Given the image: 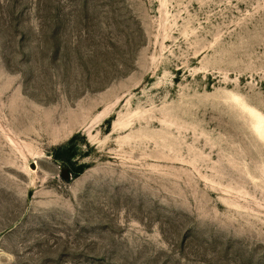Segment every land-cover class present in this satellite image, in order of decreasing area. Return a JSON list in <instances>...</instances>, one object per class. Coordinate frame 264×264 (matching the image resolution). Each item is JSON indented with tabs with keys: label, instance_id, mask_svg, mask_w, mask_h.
I'll return each mask as SVG.
<instances>
[{
	"label": "rangeland",
	"instance_id": "rangeland-1",
	"mask_svg": "<svg viewBox=\"0 0 264 264\" xmlns=\"http://www.w3.org/2000/svg\"><path fill=\"white\" fill-rule=\"evenodd\" d=\"M260 120L264 0H0V264H264Z\"/></svg>",
	"mask_w": 264,
	"mask_h": 264
},
{
	"label": "trees",
	"instance_id": "trees-1",
	"mask_svg": "<svg viewBox=\"0 0 264 264\" xmlns=\"http://www.w3.org/2000/svg\"><path fill=\"white\" fill-rule=\"evenodd\" d=\"M68 153V151L66 150H64V151H62V152H58L57 153V155H56V158L58 159V160H60V161H66V154Z\"/></svg>",
	"mask_w": 264,
	"mask_h": 264
},
{
	"label": "bare ground",
	"instance_id": "bare-ground-1",
	"mask_svg": "<svg viewBox=\"0 0 264 264\" xmlns=\"http://www.w3.org/2000/svg\"><path fill=\"white\" fill-rule=\"evenodd\" d=\"M259 124H260V126H262V124H264V120H260Z\"/></svg>",
	"mask_w": 264,
	"mask_h": 264
}]
</instances>
